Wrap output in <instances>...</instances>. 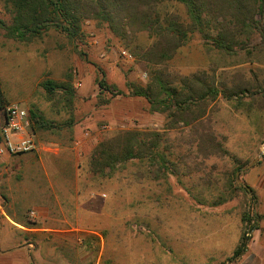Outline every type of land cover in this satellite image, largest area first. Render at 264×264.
Here are the masks:
<instances>
[{"label": "rangeland", "instance_id": "374dc122", "mask_svg": "<svg viewBox=\"0 0 264 264\" xmlns=\"http://www.w3.org/2000/svg\"><path fill=\"white\" fill-rule=\"evenodd\" d=\"M12 7V0H0V20L7 25L13 23ZM82 32L84 43H73L54 27L33 42L22 43L8 38L0 27V83L10 106L39 110L46 119L64 124L72 114L53 107L42 83L62 82L71 73L79 96L72 135L68 130L38 133L34 152L0 156V218L2 209L11 219L19 218L41 230L26 237L22 250L7 238L0 252L8 251L13 260L21 255L30 264H247L264 247V221L259 231L249 234L247 250L228 262L243 237L242 215L251 209L244 193L212 208L200 206L189 194L186 188L193 182L188 177L184 185L175 177L168 183L140 182L135 167L110 180L92 175L87 159L100 142L122 130L162 132L166 117L151 113L145 99L130 95L128 83L145 86L149 72L127 43L91 19L84 20ZM92 34L99 45H93ZM138 38L142 45L152 44L147 32ZM123 52L133 59H126ZM215 57L197 36L165 68L175 74L211 70ZM232 63L249 65L245 59ZM103 77L115 87L113 92H101L97 80ZM217 119L218 131L228 137L226 146L233 154L249 160V165L259 158L251 168L248 165L240 171L237 181L257 192L259 213L264 217V137L223 102ZM4 121L0 119L1 127ZM182 132L189 133V129L181 127L172 132L173 137ZM195 165L198 174L210 181L214 180L210 174L232 168L228 158ZM1 222L6 231L0 237L13 228L10 220L2 218ZM28 242H35V247L30 250Z\"/></svg>", "mask_w": 264, "mask_h": 264}, {"label": "trees", "instance_id": "16d2710c", "mask_svg": "<svg viewBox=\"0 0 264 264\" xmlns=\"http://www.w3.org/2000/svg\"><path fill=\"white\" fill-rule=\"evenodd\" d=\"M12 5L13 23L7 25L0 20V27L8 38L22 43L41 38L53 27L73 43H84L82 25L87 19L127 43L131 54L145 63L149 72L145 86L128 83L130 95L145 99L151 113L166 117V125L162 132L129 129L103 140L90 153L88 169L104 180L123 174L129 167L136 168L134 175L140 182L149 179L168 183L175 177L184 185L188 177L193 182L186 188L189 194L200 206L212 208L244 193L251 209L242 215L243 237L228 262L241 256L252 238L249 234L261 229L264 217L259 213L257 192L237 181V174L250 161L227 148L228 137L218 131L217 118L223 102L264 137V0H12ZM144 32L152 39L151 45L140 43L138 35ZM197 36L205 50L216 55L211 70L175 74L165 68L178 50ZM79 55L83 56L82 52ZM241 59L249 65L230 64ZM223 62L229 67H223ZM97 85L103 93L115 89L104 77L97 80ZM41 86L53 107L66 110L72 118L59 124L46 119L39 110H28L33 136L64 130L72 135L73 111L79 98L72 74L62 82L46 80ZM9 106L0 83V119L6 118ZM181 127L189 133L173 137L172 132ZM212 158H228L232 168L210 174L214 180L207 178L208 183L198 174L195 163ZM189 164L195 167L190 169ZM26 225L33 228L29 222Z\"/></svg>", "mask_w": 264, "mask_h": 264}, {"label": "built area", "instance_id": "2783aa9c", "mask_svg": "<svg viewBox=\"0 0 264 264\" xmlns=\"http://www.w3.org/2000/svg\"><path fill=\"white\" fill-rule=\"evenodd\" d=\"M91 40L93 45H99V41L94 34L91 35ZM123 55L129 61L133 59V56L129 53L123 52ZM36 149L37 145L32 134V121L29 111L19 106H9L2 127L0 156L22 155L34 152ZM32 216L34 217L35 213H32Z\"/></svg>", "mask_w": 264, "mask_h": 264}, {"label": "crops", "instance_id": "0c3cea01", "mask_svg": "<svg viewBox=\"0 0 264 264\" xmlns=\"http://www.w3.org/2000/svg\"><path fill=\"white\" fill-rule=\"evenodd\" d=\"M1 215L3 216L2 217L3 219H7L12 222L13 228L12 231L10 230L7 233V235H3L2 237H0V246H1V242L6 241L8 238L9 243H13V245L15 244L16 248L22 250V248H26L27 246V243L24 242L27 240L26 237L41 231L37 227H33V225L31 226L33 228H28L27 225L23 223V221H21L19 218L16 221L13 220V218L11 219V216H8L6 212L3 211L2 209H1ZM2 218H0V235L1 233H3V231H6L5 229L6 226L1 222ZM15 229H17L18 232L15 233ZM261 237H262V232L261 233L258 232L257 238H261ZM28 246L30 247L31 250V248L35 247V242L34 243L28 242ZM250 250H253V252H255V250L252 248H250ZM252 257H253L252 260L249 258L248 260L249 262H247V264H264V247L262 246L259 247L258 251H256L252 255ZM0 264H30V263L27 260H25L21 255L13 260V258L8 253V251H5V252H0Z\"/></svg>", "mask_w": 264, "mask_h": 264}, {"label": "water", "instance_id": "95a60500", "mask_svg": "<svg viewBox=\"0 0 264 264\" xmlns=\"http://www.w3.org/2000/svg\"><path fill=\"white\" fill-rule=\"evenodd\" d=\"M258 161H259V158H257L256 161H255L253 164L249 165L247 168H251V167H252L254 164H256ZM239 176H240V172L237 174V179H239ZM238 181H239V184H240V185H244L240 180H238ZM230 263H233V262H230Z\"/></svg>", "mask_w": 264, "mask_h": 264}]
</instances>
